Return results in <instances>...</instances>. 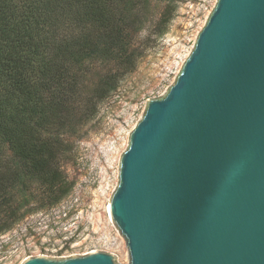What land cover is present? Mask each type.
<instances>
[{"label": "water", "instance_id": "1", "mask_svg": "<svg viewBox=\"0 0 264 264\" xmlns=\"http://www.w3.org/2000/svg\"><path fill=\"white\" fill-rule=\"evenodd\" d=\"M128 264H264V0H218L118 168ZM22 264H118L106 252Z\"/></svg>", "mask_w": 264, "mask_h": 264}, {"label": "trees", "instance_id": "2", "mask_svg": "<svg viewBox=\"0 0 264 264\" xmlns=\"http://www.w3.org/2000/svg\"><path fill=\"white\" fill-rule=\"evenodd\" d=\"M173 0H0V232L37 197L52 207L75 186L63 163L99 105L132 73L144 10Z\"/></svg>", "mask_w": 264, "mask_h": 264}, {"label": "rangeland", "instance_id": "3", "mask_svg": "<svg viewBox=\"0 0 264 264\" xmlns=\"http://www.w3.org/2000/svg\"><path fill=\"white\" fill-rule=\"evenodd\" d=\"M177 10L165 33L155 26L164 2L153 1L136 45L145 50L135 70L99 105L95 117L73 144L63 163L75 182L61 202L41 208L37 197L23 207L24 216L0 232V264H22L30 257L62 260L106 252L128 264L124 241L110 225V204L118 168L132 131L150 100L163 98L174 85L218 0H173Z\"/></svg>", "mask_w": 264, "mask_h": 264}]
</instances>
